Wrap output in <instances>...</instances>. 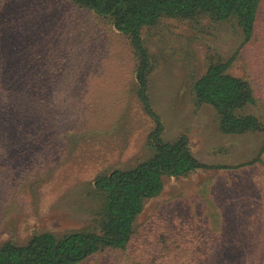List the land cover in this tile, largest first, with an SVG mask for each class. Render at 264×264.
Instances as JSON below:
<instances>
[{
  "label": "rangeland",
  "instance_id": "374dc122",
  "mask_svg": "<svg viewBox=\"0 0 264 264\" xmlns=\"http://www.w3.org/2000/svg\"><path fill=\"white\" fill-rule=\"evenodd\" d=\"M10 2L6 17L19 13L31 25L29 15L39 12L37 27L55 30L53 35L64 27L65 63L78 59L86 71L78 77L67 69L58 79V126L66 137L54 143L57 151L34 156L21 143V152L9 156L31 165L4 185L2 197L0 192V246L25 245L42 232L100 231L95 178L133 168L155 152L149 140L154 121L136 96L130 38L108 17L70 0ZM142 37L153 62L148 94L163 123V140L186 136L209 167L166 176L162 193L145 202L127 247L101 248L78 264H226L230 247L224 239L246 243L264 236V152L249 163L260 154L264 133H223L218 112L197 101L193 83L212 61L232 59L229 72L246 79L255 93L254 104L240 112L264 123V0L259 30L247 44L236 19L207 15L164 16Z\"/></svg>",
  "mask_w": 264,
  "mask_h": 264
},
{
  "label": "trees",
  "instance_id": "16d2710c",
  "mask_svg": "<svg viewBox=\"0 0 264 264\" xmlns=\"http://www.w3.org/2000/svg\"><path fill=\"white\" fill-rule=\"evenodd\" d=\"M10 1L0 0L1 197L4 185L13 184L15 175L21 173L19 169L26 170L31 165V161L25 164L21 157H17L18 162L9 159L12 153L21 152L19 144L34 156L44 157L57 151L54 143L59 137H66L58 126L62 107L57 99L63 94L57 89L60 87L58 79L64 77L67 69L78 77L86 71L83 61L78 59L66 65L64 27L55 35V30L37 27L33 21L42 17L39 12L29 15L33 17L31 25L25 24L19 13H9L6 17L3 11ZM70 1L108 17L118 31L129 36L136 59V96L144 112L154 121L149 140L155 152L133 168L114 169L95 178L94 188L102 199L100 231L78 230L62 235L42 232L25 245L8 241L0 246V264H78L101 248L127 247L145 202L162 193L166 176H184L198 168L209 167L194 155L186 136L175 141L162 138L163 123L153 110L148 94L153 62L143 42L144 28L156 25L164 16L207 15L220 21L236 19L243 43L247 44L257 35L263 9V0ZM231 61L209 64L206 72L193 83L195 98L216 109L223 133H264V123L255 114L240 112L254 104L255 93L246 79L229 72ZM80 134L75 129V135ZM263 152L264 143L260 154L249 163L258 161ZM223 243L230 247L226 264H264V236L247 241V245L241 238L224 239Z\"/></svg>",
  "mask_w": 264,
  "mask_h": 264
}]
</instances>
